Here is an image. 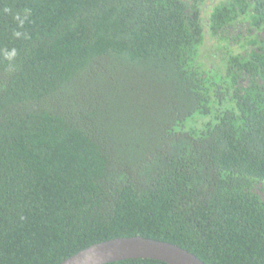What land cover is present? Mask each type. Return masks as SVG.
I'll use <instances>...</instances> for the list:
<instances>
[{"label": "trees", "instance_id": "trees-1", "mask_svg": "<svg viewBox=\"0 0 264 264\" xmlns=\"http://www.w3.org/2000/svg\"><path fill=\"white\" fill-rule=\"evenodd\" d=\"M207 2L0 0V264H264V0Z\"/></svg>", "mask_w": 264, "mask_h": 264}, {"label": "water", "instance_id": "water-1", "mask_svg": "<svg viewBox=\"0 0 264 264\" xmlns=\"http://www.w3.org/2000/svg\"><path fill=\"white\" fill-rule=\"evenodd\" d=\"M129 259H150L166 264H206L175 244L142 236L115 238L93 244L60 264H109Z\"/></svg>", "mask_w": 264, "mask_h": 264}, {"label": "rangeland", "instance_id": "rangeland-1", "mask_svg": "<svg viewBox=\"0 0 264 264\" xmlns=\"http://www.w3.org/2000/svg\"><path fill=\"white\" fill-rule=\"evenodd\" d=\"M216 1L217 0H208L207 7H212ZM234 30H235V33H238V34L241 33L242 34L245 31V25H240L239 24V25L236 26V28ZM208 38L209 39H208L207 46L203 50V54L207 55V57L204 58V62L206 63V66L213 67L214 65L211 62V58L208 57V54L214 49V47H216V45H218L217 48H218V51H219V49H220L219 45L225 46L227 44V42L223 41L221 44H218V39L212 38L211 35H208ZM233 47H236V45L233 46ZM214 59H215V63L218 64L219 66H221V68H222L223 64L221 63V61H219L220 54H218L216 57H214ZM190 125H192V123H190Z\"/></svg>", "mask_w": 264, "mask_h": 264}]
</instances>
